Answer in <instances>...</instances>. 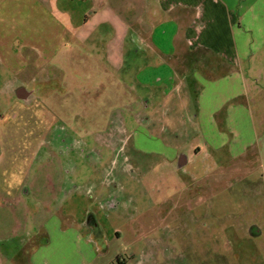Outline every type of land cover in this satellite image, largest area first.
Wrapping results in <instances>:
<instances>
[{"label":"rangeland","instance_id":"rangeland-1","mask_svg":"<svg viewBox=\"0 0 264 264\" xmlns=\"http://www.w3.org/2000/svg\"><path fill=\"white\" fill-rule=\"evenodd\" d=\"M141 3L0 0V181L21 188L19 206L0 204V264H31L41 243L34 222L49 215L37 264H264V45L240 66L254 142L237 155L199 143L196 164L181 169L182 156L169 166L156 135H138L146 117L161 115L138 105L140 87L124 79L142 73L140 59L106 61L111 22L125 30ZM31 46L52 56L56 81L23 103L6 83L29 77ZM77 233L95 249L85 259Z\"/></svg>","mask_w":264,"mask_h":264},{"label":"crops","instance_id":"crops-1","mask_svg":"<svg viewBox=\"0 0 264 264\" xmlns=\"http://www.w3.org/2000/svg\"><path fill=\"white\" fill-rule=\"evenodd\" d=\"M139 15H133L134 20L131 25H126L125 30L111 22L113 36L106 45V61L114 68L123 62L135 64L134 59H140L142 73L130 71L124 74V79L140 87L138 105L160 108V117H146L139 125L138 135H156L159 146L156 154L169 166L175 162L180 164L183 156L181 169L196 164V156L201 154L199 143L211 151L227 146L231 154H242L254 142L255 134L247 124V127L243 126L245 78L240 66L254 50L264 45V0H142ZM127 37L128 50H125V61H122L123 48H127L123 41ZM3 48L4 42L0 41V49ZM29 49L32 50L27 62L29 77L17 79L13 75V81L6 83L7 90H13L17 101L23 103H27L33 94L43 92L51 80L56 81L54 74L47 70L52 56L47 54V57L33 46ZM15 57L20 59L23 55L15 53ZM4 62L0 56V64ZM22 62L25 64L24 59ZM199 67L202 71L197 69ZM124 86L125 90L131 89V94L136 89L132 84ZM113 104H117L116 97ZM131 104L125 106L129 108ZM220 111L223 116L215 120L214 116ZM169 114L172 119L167 117ZM181 122L187 123L185 133ZM160 126L168 127L167 135ZM129 138L139 144L133 134ZM203 156H208V152L204 151ZM192 178L197 181V174ZM1 182L0 204L17 207L20 186L10 188ZM75 188L76 185L72 184L63 189L71 191ZM49 218L52 215L44 221L34 222L39 235L37 241L41 243H36L31 264H37V255L49 246L46 234ZM75 238L76 252L83 259L94 253L89 239L78 233ZM40 262L45 263V260L40 257Z\"/></svg>","mask_w":264,"mask_h":264}]
</instances>
